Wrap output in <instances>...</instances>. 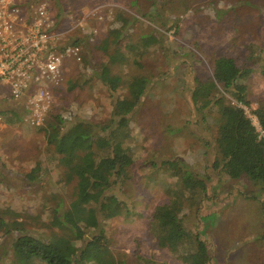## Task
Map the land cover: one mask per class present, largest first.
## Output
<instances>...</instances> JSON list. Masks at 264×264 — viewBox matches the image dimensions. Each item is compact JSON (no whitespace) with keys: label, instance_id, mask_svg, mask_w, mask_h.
<instances>
[{"label":"rangeland","instance_id":"374dc122","mask_svg":"<svg viewBox=\"0 0 264 264\" xmlns=\"http://www.w3.org/2000/svg\"><path fill=\"white\" fill-rule=\"evenodd\" d=\"M38 1L47 3L57 29L65 33V44L78 41L83 51V61L67 59L62 65L64 87L55 92L50 123L55 117L67 123L110 121L113 99L99 74L109 55L120 49L126 60L111 68L125 84L116 96L129 95L126 89L135 76L150 81L130 116L126 147L133 164L118 189L132 214L105 224L103 243L115 258L125 264H185L158 248L150 231L155 208L171 201L168 191L177 182L163 163L183 159L209 179L207 195L195 204L190 201L182 214L185 226L205 241L207 264H264V187L245 176L234 179L216 167V115L207 113L203 123L191 98L198 80L214 79L216 59H235L241 69L255 71L244 80L251 102V108L244 109L262 134L254 111L264 102V0ZM122 26L126 30L120 43L111 40L106 47L110 33ZM146 35L161 42L135 64L127 46ZM10 110L1 109L9 114L0 122V212L10 213L7 220L17 214L26 231L46 239L52 235L54 211L68 210L76 182H65L58 156L48 147L49 121L33 127L20 108L16 114ZM39 168L37 180L30 181L27 176ZM12 240L0 231V264H12Z\"/></svg>","mask_w":264,"mask_h":264},{"label":"trees","instance_id":"16d2710c","mask_svg":"<svg viewBox=\"0 0 264 264\" xmlns=\"http://www.w3.org/2000/svg\"><path fill=\"white\" fill-rule=\"evenodd\" d=\"M125 30L122 26L112 31L106 47L111 40L118 43ZM140 40L127 46V52L136 57L135 64L139 57L161 42L154 35L143 36ZM81 44L77 41L72 45ZM125 60L126 52L118 50L115 55H109V63L102 65L99 74L113 99L108 123L81 119L67 123L60 117H55L56 120L50 123L47 119L49 125L45 134L48 147L58 156L57 167L65 182H76L74 196L68 210L62 213L59 209L54 211L49 225L52 235L46 239L26 231L17 214L12 213L14 218L7 220L10 213L0 212V231L5 237L13 236L12 264H125L117 260L103 243L106 240L105 224L114 218L132 214L130 207L119 197L118 189L124 186L133 164L132 155L126 147V140L130 137V116L141 104L150 83L145 76H135L126 89L129 95L117 97L125 81L113 74L111 66ZM254 73L252 68L241 69L233 58L220 57L214 62V79L198 80L191 98L194 109L202 114L203 123L208 118L207 113L209 116L213 112L214 117L216 115L218 129L215 144L219 154L216 167L222 168L234 179L245 176L263 188L264 102L254 111L262 134L244 109L251 108L244 80ZM227 95L236 104L230 103ZM5 112L1 111L0 115L9 114ZM163 167L177 182L168 191L171 201L157 206L152 215L150 231L156 246L167 249L185 264H196V259L198 264H207L206 243L199 234L185 226L182 214L190 201L195 204L198 197L207 195L209 179L193 170L183 159L165 161ZM38 171L40 168L34 169L27 178L37 180ZM77 241L82 242L81 246H77Z\"/></svg>","mask_w":264,"mask_h":264},{"label":"built area","instance_id":"2783aa9c","mask_svg":"<svg viewBox=\"0 0 264 264\" xmlns=\"http://www.w3.org/2000/svg\"><path fill=\"white\" fill-rule=\"evenodd\" d=\"M64 37L47 3L0 0V113L20 108L30 125H45L63 85V63L83 57L81 46Z\"/></svg>","mask_w":264,"mask_h":264},{"label":"crops","instance_id":"0c3cea01","mask_svg":"<svg viewBox=\"0 0 264 264\" xmlns=\"http://www.w3.org/2000/svg\"><path fill=\"white\" fill-rule=\"evenodd\" d=\"M64 87V85H62ZM62 86H61V89H62Z\"/></svg>","mask_w":264,"mask_h":264}]
</instances>
